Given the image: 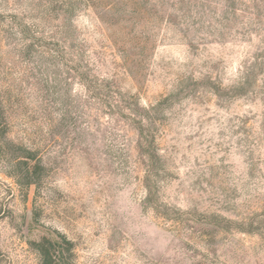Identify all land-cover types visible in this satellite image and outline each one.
<instances>
[{
	"label": "rangeland",
	"instance_id": "1",
	"mask_svg": "<svg viewBox=\"0 0 264 264\" xmlns=\"http://www.w3.org/2000/svg\"><path fill=\"white\" fill-rule=\"evenodd\" d=\"M44 236L264 264V0H0V264Z\"/></svg>",
	"mask_w": 264,
	"mask_h": 264
},
{
	"label": "trees",
	"instance_id": "2",
	"mask_svg": "<svg viewBox=\"0 0 264 264\" xmlns=\"http://www.w3.org/2000/svg\"><path fill=\"white\" fill-rule=\"evenodd\" d=\"M27 153L29 156L26 157H33V153L31 151H27ZM18 164L20 166L25 164V168L22 170L21 176L27 179L28 184L34 183L36 181L35 177L39 173L38 163L32 165L30 164L28 158H25L24 160H19ZM30 243L40 256V264H73L67 256V254L71 251L70 241H68L65 237H63L62 240H53L44 236L40 240Z\"/></svg>",
	"mask_w": 264,
	"mask_h": 264
}]
</instances>
